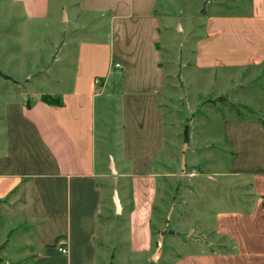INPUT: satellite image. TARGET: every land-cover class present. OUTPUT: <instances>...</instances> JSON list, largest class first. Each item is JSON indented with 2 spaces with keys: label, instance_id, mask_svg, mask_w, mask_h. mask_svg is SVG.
<instances>
[{
  "label": "crops",
  "instance_id": "1",
  "mask_svg": "<svg viewBox=\"0 0 264 264\" xmlns=\"http://www.w3.org/2000/svg\"><path fill=\"white\" fill-rule=\"evenodd\" d=\"M51 1L10 0L20 16L9 21L22 27L70 22L87 30L93 24L84 17L94 15L108 24V30L91 40L62 39L65 48L54 57L41 50L40 57H53L60 64L57 77L22 84L0 70L17 83L0 84V264H154L162 255L160 251L153 260L158 242L153 218L159 167L167 148L161 100L173 75L167 68L175 63L164 58L162 15L167 21L166 9L176 6L169 0L163 13L159 0H78L82 18L75 21L65 7L61 17L53 18ZM244 2L249 6L246 12L220 13L219 6L213 7L194 43L192 70H210L212 84H230L239 72L264 65V0ZM29 35L23 29L24 39ZM233 48L242 61L238 75L229 78L225 73L233 63L220 53ZM96 77L112 89L107 94L105 88L100 100H95ZM29 79L26 73L25 80ZM40 80L48 81L41 84ZM110 103L118 110L114 135L106 114ZM97 107L103 112L100 131ZM246 107L261 116L222 120L231 169L217 173L248 177L242 180L251 185L246 195L257 197L249 213H235L239 211L233 208L216 213L215 230L235 238V252L185 253L176 264H264V217H258L264 200V117ZM99 144L111 148L106 153L111 174L128 178L130 184L128 199L118 197L114 203L115 214L120 212L125 223L122 247L108 224L110 212L105 207L109 205L102 187L107 174L95 161ZM103 213L105 226L100 220ZM243 219L249 220L246 227ZM62 246L68 248L67 255L59 251ZM117 247L121 250L116 255Z\"/></svg>",
  "mask_w": 264,
  "mask_h": 264
},
{
  "label": "rangeland",
  "instance_id": "2",
  "mask_svg": "<svg viewBox=\"0 0 264 264\" xmlns=\"http://www.w3.org/2000/svg\"><path fill=\"white\" fill-rule=\"evenodd\" d=\"M59 1L61 3L51 1L50 12L53 18L61 17L64 7L69 13V18L74 20L77 17L82 18L78 14L76 5L78 0ZM220 1L222 4L218 5ZM166 2L169 3V0H159L160 12L164 13ZM171 2L172 4L174 2L176 7L166 9L169 18L165 21V15H162L161 29L165 61L171 58L175 63L167 68V72L173 75L168 81L165 98L161 100L166 113L167 148L162 155L163 164L159 167L161 176L159 195L153 218L154 240L155 244L161 241L162 255L154 264H176L179 255L185 253L204 252L219 256L235 252V238L215 230L216 213L227 211V208L239 211L235 213H249L252 211L250 205L257 197L246 195L251 193V185L243 183L242 180L248 181V177L241 174L221 177V174H217L230 172L231 169L229 148L222 139V120L235 118L239 116L238 112L241 116L253 115L254 112L250 114L244 109L246 106L261 111L264 117V65L254 70L239 72V78L236 76L230 84L227 82L212 84L210 70L200 67L193 72L191 66L194 43L203 34L207 17L213 7L219 6L220 13L246 12L249 8L247 3L244 0H171ZM19 16L20 11L11 6L10 0H0V70L22 84H33L38 78L58 76V73H55L60 64L57 65L53 57L60 55L59 50L65 48L62 39L91 40L97 38L98 32L108 30V24L104 25L105 22L94 15L84 17L88 19L89 24H93L87 30L83 29L85 27L69 24L70 22L62 25L57 22L34 23L22 27L9 21V18ZM25 28L30 33L27 39L22 36ZM41 50L53 53V57H40ZM9 53H14L15 57L11 58ZM220 56L233 63L225 75L229 78L238 75L242 58L236 53L235 48L221 52ZM39 67L40 69H34ZM42 70L45 72L41 73ZM26 73L30 75L29 80H25ZM192 76L195 78L194 83ZM1 78L0 84L9 85V80L5 83L6 80ZM13 78L10 79V84H17ZM40 81L44 84L48 80ZM94 85L95 100H100L105 88L107 94L112 92L106 83L100 84L99 77L94 79ZM52 98L61 100L54 95ZM112 105L109 104L110 108L108 107L106 114L111 135H114L116 129L113 127L118 122V110L117 106ZM102 114L100 107H97L98 131L102 126ZM96 148L98 156L95 161L103 165L102 171L107 174L102 187L104 198H107L109 205L108 208L105 207V210L110 212L108 224L115 239L121 242L119 247H122L125 223L124 219L119 217L120 212L119 216L115 214L114 203L118 197L125 201L128 199L129 180L117 178L116 174H111L107 168L106 153L111 148H104L101 144ZM113 171L115 172V169ZM261 209L259 218L264 217V200ZM100 220L105 226L106 213L102 214ZM242 222L246 227L249 220L243 219ZM119 247L115 250L116 255L118 249L121 250ZM116 264L123 263L119 261Z\"/></svg>",
  "mask_w": 264,
  "mask_h": 264
},
{
  "label": "water",
  "instance_id": "3",
  "mask_svg": "<svg viewBox=\"0 0 264 264\" xmlns=\"http://www.w3.org/2000/svg\"><path fill=\"white\" fill-rule=\"evenodd\" d=\"M116 211H117V212L120 211V206H119V204H116ZM161 246H162V244H161V241L159 240V241L157 242V250H156L155 256H154V258H153L154 261L157 260L159 254H160Z\"/></svg>",
  "mask_w": 264,
  "mask_h": 264
},
{
  "label": "trees",
  "instance_id": "4",
  "mask_svg": "<svg viewBox=\"0 0 264 264\" xmlns=\"http://www.w3.org/2000/svg\"><path fill=\"white\" fill-rule=\"evenodd\" d=\"M0 76H1L2 78L6 79V80H10V79H11V78H9V76H7V75H5V74H3V73H1V72H0ZM233 107H234V106H233ZM244 109H246V111L249 112L250 114L253 112V111H251V110H250L249 108H247V107L244 108ZM237 114H239V115L241 116V113L238 112ZM252 114H253V113H252ZM253 115L256 116V117H259V116H258L257 114H255V113H254ZM263 124H264V120H263Z\"/></svg>",
  "mask_w": 264,
  "mask_h": 264
},
{
  "label": "built area",
  "instance_id": "5",
  "mask_svg": "<svg viewBox=\"0 0 264 264\" xmlns=\"http://www.w3.org/2000/svg\"><path fill=\"white\" fill-rule=\"evenodd\" d=\"M115 66H116L117 68H120V67H121L119 64H116ZM59 251L61 252V254H63V255H67V253H68V248L65 247V246H62V247L59 248Z\"/></svg>",
  "mask_w": 264,
  "mask_h": 264
}]
</instances>
